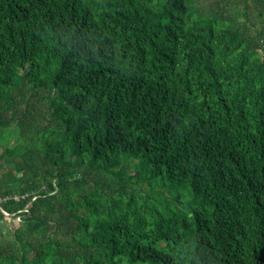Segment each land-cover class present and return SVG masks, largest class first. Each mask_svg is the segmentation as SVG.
I'll use <instances>...</instances> for the list:
<instances>
[{"label":"trees","instance_id":"trees-1","mask_svg":"<svg viewBox=\"0 0 264 264\" xmlns=\"http://www.w3.org/2000/svg\"><path fill=\"white\" fill-rule=\"evenodd\" d=\"M0 149V264H264V0H0Z\"/></svg>","mask_w":264,"mask_h":264},{"label":"rangeland","instance_id":"rangeland-1","mask_svg":"<svg viewBox=\"0 0 264 264\" xmlns=\"http://www.w3.org/2000/svg\"><path fill=\"white\" fill-rule=\"evenodd\" d=\"M0 152H1V149H0ZM16 223V222H15ZM0 228H2V229H5V228H3V227H6V226H9V228L10 227H13V222H10V221H7V220H4V221H2V222H0ZM12 229V228H11ZM1 230V229H0Z\"/></svg>","mask_w":264,"mask_h":264},{"label":"built area","instance_id":"built-area-1","mask_svg":"<svg viewBox=\"0 0 264 264\" xmlns=\"http://www.w3.org/2000/svg\"><path fill=\"white\" fill-rule=\"evenodd\" d=\"M6 215H10L9 213H7V212H4Z\"/></svg>","mask_w":264,"mask_h":264},{"label":"bare ground","instance_id":"bare-ground-1","mask_svg":"<svg viewBox=\"0 0 264 264\" xmlns=\"http://www.w3.org/2000/svg\"><path fill=\"white\" fill-rule=\"evenodd\" d=\"M4 221V220H3Z\"/></svg>","mask_w":264,"mask_h":264}]
</instances>
